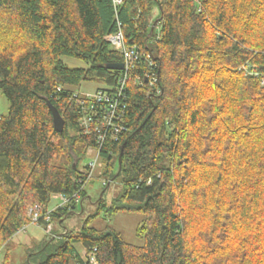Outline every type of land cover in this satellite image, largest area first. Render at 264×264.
<instances>
[{
  "label": "trees",
  "instance_id": "obj_1",
  "mask_svg": "<svg viewBox=\"0 0 264 264\" xmlns=\"http://www.w3.org/2000/svg\"><path fill=\"white\" fill-rule=\"evenodd\" d=\"M120 31L143 58L117 112L125 131L101 149L104 189L122 188L100 208L144 214L145 244L90 227L94 216L81 231L52 230L24 264H91L93 254L97 264H264V0H0V92L10 106L0 120V252L32 224L31 209L46 214L54 195L86 184L79 165L96 140L82 132L73 89L119 87L124 72L106 66L124 59L106 39Z\"/></svg>",
  "mask_w": 264,
  "mask_h": 264
},
{
  "label": "rangeland",
  "instance_id": "obj_2",
  "mask_svg": "<svg viewBox=\"0 0 264 264\" xmlns=\"http://www.w3.org/2000/svg\"><path fill=\"white\" fill-rule=\"evenodd\" d=\"M159 9L153 11V18L158 17ZM158 31V30H157ZM68 66L71 68H80L82 63L79 61H69ZM105 86L99 82H83L79 87L74 88V92L85 96L94 94ZM9 102L0 92V116L7 115L9 111ZM95 161L93 154L88 155L80 163L79 168L83 171L91 162ZM105 165L102 159H99L93 174V179L85 187L87 197L78 204L74 214L66 217L64 220L53 218V232L62 235L67 231H81L84 224L90 217V227L99 231H116L121 235L123 240L134 246H144L145 238L138 234L139 229L143 226L146 216L142 213H120L115 216L108 215L105 209L100 208V201L103 199L107 207L111 206L114 198L121 191L119 180L110 182L105 188L106 177L104 176ZM61 204L58 199L52 198L50 210ZM51 237L50 232L45 230V225L31 224L19 232L0 252V264H4V258L7 253L10 255L9 264H24L28 261L29 255L37 252L44 243ZM78 254L86 262V252L80 246H76Z\"/></svg>",
  "mask_w": 264,
  "mask_h": 264
},
{
  "label": "built area",
  "instance_id": "obj_3",
  "mask_svg": "<svg viewBox=\"0 0 264 264\" xmlns=\"http://www.w3.org/2000/svg\"><path fill=\"white\" fill-rule=\"evenodd\" d=\"M113 1L115 6L122 4V0ZM106 40L110 44L113 51L118 52L123 56L124 70L122 72H124V75L119 80V87H116V89L104 88L98 90L94 94H87L85 96H81L75 92V96L79 99L82 107V117L80 119L82 132L86 136H95L96 146L88 150V155L93 154V156H95V161L91 162L82 171L83 179H85L86 184L72 197L54 195L53 198L60 200L61 204L57 205L46 214L42 213L40 206H36L31 209L30 216L32 224L39 225L43 221L45 230H48V232L52 231L51 212L59 208H64L73 202L79 204L82 201V191L93 179L97 163L99 159H101V149L107 137L110 136L112 140L117 141L118 136L125 131V128L117 123L119 120L117 112L120 109L119 106L122 98L124 97L123 91L129 80L130 72L136 68L137 64L143 58V54L140 52L138 47H127L125 45V39L121 31L117 34L108 36ZM148 59H150V57H148ZM89 262L91 264H97L96 256L94 254L89 258Z\"/></svg>",
  "mask_w": 264,
  "mask_h": 264
},
{
  "label": "water",
  "instance_id": "obj_4",
  "mask_svg": "<svg viewBox=\"0 0 264 264\" xmlns=\"http://www.w3.org/2000/svg\"><path fill=\"white\" fill-rule=\"evenodd\" d=\"M153 31H154V29L151 31V34L153 33ZM106 68L110 71H123L124 70V64H122V63L121 64H109L106 66ZM45 100L48 104L50 111L52 112L54 129L58 133H63V131L65 129V125H66L64 118L62 117L60 112L57 110V108L55 106H53V104L47 98H45ZM119 164L121 166V157L119 159ZM77 165H78V157L76 155H74L73 170H76ZM113 181L114 180H112L111 182H113Z\"/></svg>",
  "mask_w": 264,
  "mask_h": 264
},
{
  "label": "crops",
  "instance_id": "obj_5",
  "mask_svg": "<svg viewBox=\"0 0 264 264\" xmlns=\"http://www.w3.org/2000/svg\"><path fill=\"white\" fill-rule=\"evenodd\" d=\"M52 228H53V226H52Z\"/></svg>",
  "mask_w": 264,
  "mask_h": 264
}]
</instances>
